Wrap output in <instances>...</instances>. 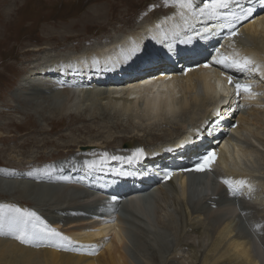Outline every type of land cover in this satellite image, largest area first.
I'll list each match as a JSON object with an SVG mask.
<instances>
[{
  "label": "bare ground",
  "instance_id": "1",
  "mask_svg": "<svg viewBox=\"0 0 264 264\" xmlns=\"http://www.w3.org/2000/svg\"><path fill=\"white\" fill-rule=\"evenodd\" d=\"M39 1L35 0V3L38 4ZM59 1L70 3L73 0ZM88 1L89 4L92 2L90 6L75 5L71 9H62L53 17H51L52 13H46L47 25L44 22L45 24L40 26L42 36L37 38L31 35L24 40L27 46L28 42L33 41L35 44L32 47L26 46V50L21 55L29 56L27 61H31L30 58L34 56L37 62L29 64L31 68L30 66L28 68L30 72L28 77L18 78L20 88H16L18 91L16 90L14 97L24 98L20 99L22 101L28 100L30 110L25 112L20 109L19 111L25 116L23 119L29 125L24 132L25 138L16 141V132L22 131L19 125L21 123L17 124L13 141L18 147L24 148L32 143L34 140L30 134L33 133L43 135L42 139L40 138L42 146L52 142L49 138L51 134L56 133L58 137L65 136L63 132L58 133V126L68 127L69 131L79 134L91 132L92 128L88 122L98 118L91 107L101 98L111 100L106 105L111 112L121 115L131 114L137 118L140 116V120L142 117L147 123L161 120H166L165 123L173 122L182 115H188L189 119H193L192 116L198 111L197 118L200 121H195L194 126L200 127L207 122L211 124L209 131L213 126L212 129L222 126L223 123L219 122L220 117H230L232 110L229 108L234 110L240 108L237 103L236 107L233 106L236 91H232V88L235 89V86L229 84L226 77L231 75L234 81L248 82L252 85H257L259 81L248 80L251 73H239L235 69H225L221 65H217L216 68L218 75L204 67V64H200L198 69H191L190 66L203 63L207 58H210L207 64L211 63L217 48L225 55L239 54V57H250L260 67V72L256 74L264 78V64L257 62L260 55L264 57V0H240L244 8L253 9L250 15L241 19L201 16L198 11L181 9L173 2L174 6L171 8L174 9L163 12L159 11L161 8L154 10L148 21L142 22L135 31L131 29L130 33L126 31L127 34L118 32L122 33V29L134 25L137 16L133 18L129 16L134 15L139 7V0ZM5 2L7 7L3 9L6 11L0 12V44L2 45L4 40L8 41V37H12L20 21L21 13L17 12L19 3L25 9L31 0H6ZM193 4L197 8L203 6L201 0H193ZM226 11H235L237 15H240L239 7L233 6ZM225 25L228 26L225 27ZM112 29H116V32L112 33ZM233 29L238 32V35L234 37L227 34ZM90 33L93 34L91 37H89ZM96 35L97 37H93ZM109 40L111 42L106 45V41ZM160 44L163 46H158ZM71 49L73 51L67 54H53L55 51ZM151 58L156 59L154 61ZM168 58L173 59L171 64L167 61ZM148 60H153L151 63L153 62L154 65L149 64ZM95 71L98 72L93 73ZM116 76L119 77L116 78ZM120 77L124 79H119ZM124 82H128L129 86L125 89L124 96L118 97L119 99L112 95L115 92L112 88L104 92L96 89L106 87V84L107 86H118L121 83L123 85ZM90 85L96 88L89 89ZM85 86L86 88H83ZM221 88L223 92H220ZM259 89H261L260 86L256 88V90ZM177 90L181 91L182 95L178 96ZM254 102L255 105L242 100L241 107L253 118L248 116V119H245L242 115L237 116L236 128L224 138H220L219 134L211 131V135H208L202 127L201 130H203L189 142L188 138L192 135V131L189 132L190 134L178 132V138L189 143L181 144L182 141H180L176 144L178 151L172 150L173 153L166 157L168 161L164 163L152 162L151 158L148 162L143 158L144 153L139 157L134 155L137 149L145 148L143 152L150 151L152 149H148L150 143L140 147L137 145V139L129 137L127 146L120 149L116 146H119L123 139L114 137L105 140V148L111 150L113 154H119V158L111 159L110 162L104 161L108 160L105 159L106 157L112 158L111 154L104 155L100 160L94 159V157L99 158L97 154H102L98 143L92 146L94 143L85 145L84 142L78 141L75 144L59 145L52 156L56 159H52L50 165L39 167L32 165L30 168L23 169L24 171L0 168V205L31 209L50 227L69 238L67 241L59 238H44L32 244H23L11 235L0 233V260H13V264H35V262L37 264L39 260L41 264H135L123 253V246L129 243L125 238L124 228H132L131 230L135 231L132 233L136 236L140 232V224L143 225L144 222L140 220V210L138 211L137 204H133L134 201L126 204V200H119V198L130 192L141 193L148 190L153 183L162 180L161 194H164L165 203L177 216L178 229L176 227L175 245L186 249L187 258L190 259L191 264H264V208L257 212L254 206L247 205L250 201L246 204V199L243 200V207H248L250 210L247 212L250 215L251 224L256 233L260 232L262 243L253 238L255 235H252L251 231L240 232L239 227L236 230L232 216L225 218L227 214H217L215 221L212 220L213 224H208L206 221L211 217L203 215L207 208L202 207L196 193L191 196L187 193V184L182 174L191 165L193 167L191 166L192 168L190 167L187 171L189 174L199 172L192 170L195 166L190 165L191 160L199 156L204 149L208 148L204 152L207 153L210 150L209 147H212L218 158L211 167L219 178L233 181L244 180L246 183L239 190L247 194V188L251 186L255 193L264 195V164H262L264 149L261 150L253 139L259 140V136L264 138V134H258L253 128L255 126L264 128V105L261 99H256ZM84 104L89 105L83 108ZM72 107L74 110L68 112ZM36 118H40L48 128L38 124ZM210 118L214 121H210ZM231 133H233V140L230 137ZM209 138H213L215 144L213 141L209 144ZM239 138L245 141L242 140L240 143ZM8 140L0 138L2 143ZM179 146L180 149H178ZM123 154L124 159L121 160ZM181 157L185 160H180ZM117 160L126 163L130 161L134 164L144 161L145 169L141 172L135 171L136 176L133 180L122 177L124 174H131L128 170H124L118 176L119 179L115 178L117 182L114 185L111 183L108 185L113 175L112 171L119 173L123 168L120 167L121 163L114 164ZM52 161L57 162L52 163ZM123 166L128 168L126 164ZM180 167H186L182 173L179 171ZM112 168L115 169L112 170ZM169 172L172 175L165 179ZM224 173L230 174L231 177H227ZM70 175L73 176L71 179L76 180L80 185L68 186L67 183H63L68 181L65 177ZM107 178L109 180L104 181ZM97 181L107 184L106 188L110 187L112 190L109 191L111 195H107L101 201L90 198L95 192L93 182ZM118 182L126 183L129 188L120 186ZM216 193L219 199L230 200L229 202L233 205L237 202L236 196L233 197L225 189L218 190ZM146 195L147 191L142 196L145 198ZM9 197L15 198L16 203H13ZM113 197L116 199L113 200ZM195 200L199 201L193 203ZM3 212L6 217L13 215L9 209H3ZM261 212L262 214L258 216ZM125 224L128 226L126 227ZM167 256L164 258L161 256L159 260L163 259V263L166 264L174 261V257V259H171L172 257L168 259Z\"/></svg>",
  "mask_w": 264,
  "mask_h": 264
},
{
  "label": "rangeland",
  "instance_id": "2",
  "mask_svg": "<svg viewBox=\"0 0 264 264\" xmlns=\"http://www.w3.org/2000/svg\"><path fill=\"white\" fill-rule=\"evenodd\" d=\"M5 1L6 0H0V2H1L0 3V12L1 13L6 11L5 9L7 7V5H6L7 2H5ZM87 1L88 0H77V1L73 0L70 3L67 2L68 3L67 4L66 2L61 3V1H59V0H56V1H54V0H40L38 2V4H36L35 0H31V3H29L27 8H25V9L22 8V4L19 3V6L17 7L19 10L17 12H19V14L21 13L20 14V21L18 23L16 21L17 27L13 31L12 37L9 36L8 41L4 40L2 42L3 45L0 44V138L10 140V141L8 140L6 143L0 142V157H1L0 158V168L4 167L7 169H11V170L21 169L22 171H24L23 169L30 168V166H32V165H34V166L36 165L37 167L42 166V165L46 166V164H49L52 159L53 160L56 159V158H53L52 156L56 153L55 149L58 148L59 145L75 144L78 141L84 142L85 145H87V144L90 145V143L91 144L94 143V145H92V146H95V143H98L101 146V147H99V150L102 151V154H97L96 156H99V158L94 157V159L100 160V159H102V157L104 155L107 156V155L111 154L110 156H112V158L106 157L105 159H108V160L104 161V162H107V161L110 162L111 159H114L113 157L119 158V154H113L111 150L106 149L105 148V140L109 139V138H114V137H118V138L123 139V141H121L118 144L119 146H116V148H120V149H123L125 146H127L126 144L128 142L129 137H133V138L137 139L136 140L137 145H139L140 147H142V146L145 147L147 145L145 143H150L148 149H151V148L152 149L150 151L143 152L144 153L143 158L147 159V161L151 158L152 160L151 159L150 160L152 162L160 161L161 163H164V162L168 161V159L166 157H168L170 153H173V151L174 152L178 151L175 146L180 141H182L181 138L180 139L178 138V134H177L178 132L183 131L184 133L190 134L189 132L192 131L194 133V135H193V133H192L193 136L190 135V138H188L189 142H190V140H192L195 136H197L203 130V129L201 130L202 127L205 129V133H207L208 135H211V132H216L215 134H219L220 138H224L225 136L229 135V132L232 129L236 128L237 123H238L237 116L242 115L245 119H248V116H250L251 119L253 118L251 115H248L246 113L245 109H243L241 107L242 100H245L248 104H254L255 105L254 100L261 99V101H262L261 103H263V105H264V78L260 75H257L256 72L255 73L252 72L251 75L248 77V80L251 79V80L259 81L257 83V85L253 83L254 84L253 85V93L255 95H253L251 97L248 96L247 94H243L244 96L242 94H240L239 96L236 95L235 98H233V103H234L233 106L236 107V103H237L238 107H240V108H238V110H234V108H229L232 110L231 111L232 114L231 115L229 114L230 117L227 116V117L222 118V116L221 117L219 116L220 117L219 122L223 123V125L218 126L215 129H212L214 126L211 127V129H210L211 132L209 131V125H211L210 123L204 122L203 124L200 125V127L198 125L199 130H198L197 126H194L195 121H197V120L200 121V119L197 118V116L199 115L197 113L198 111L194 114V116H192L193 119H189L188 115H182L181 118H179L173 122L165 123V122H167L166 120H161V121H155L153 123H150V122L147 123V121L143 120L142 117L140 120V116L137 118L136 116L133 117L131 114L121 115V114L114 112V111L111 112V110H109V108L106 106L108 104V101H111V100L109 98H101V99H98L94 104H92V107H91L92 112H93V110H95L94 112L96 114V117H98L94 121L88 122V125L92 128L91 132H89V133L83 132V133L79 134L77 132L69 131L68 127L58 126L57 127L58 133L63 132V134L65 136L58 137L56 135V133L51 134V135H49V138L52 142L49 144L42 146L43 144H40V142H41L43 135L39 134V133H33V134H30V137L32 138V140H34V141H32V143H30L28 146H26L24 148L16 146V143L13 141V138L15 136L14 134L16 131V126H18L17 124L21 123L19 125H21L20 127H21L22 131L20 133L16 132L17 133L16 141H21L22 139L25 138L24 132L26 131V128L29 125L23 119V117H25V116L23 114L19 113V111H20V109L25 111V112L30 111L28 100L25 99L26 101H22L20 99H24V98L18 99V97H14L15 94L17 93L16 90L20 88V85L18 86V83H19L18 81H20V79H18V78H20V76L28 77V75L30 73V72H28V68L31 65V62L33 64H35L37 62L35 60L36 58L34 56L32 58H30L31 61H27V59H29V56L24 57V55H21L23 53V51L26 50L27 47H30V46L32 47V45L35 44V42L32 41V42H28L29 44L27 46L26 42L24 40L31 35L37 36V38L39 36H42L40 26L44 25L45 23L47 25L48 19L46 18V15H47L46 13H52L51 17H53L54 14L61 12L62 9H64V10L71 9L75 5L82 6V7L90 6V4L92 2H90V4H89V1L88 2ZM2 2H3V4H2ZM96 2H97V0H96ZM138 2H139L138 3L139 7L136 9L134 15L129 16L131 18L137 16L135 18L134 25L133 26L130 25L131 27L127 26L125 29H122V31H121L122 33L118 32L119 34H125V33L127 34V32L130 33L131 31L137 30V26H139L144 21L145 22L148 21L147 19L150 18V15L153 13L154 10L156 11L157 9L161 8V10H159V11L163 12L164 10L166 11V10L174 9V8H171L172 6H174V4H173V1L171 2L170 0H168L167 4H165L164 0H141V1L139 0ZM201 4H202V0H201ZM3 8H5V9H3ZM39 15H42V16H39ZM38 17H41V18L39 19ZM116 28H119V27H116ZM130 29H131V31H130ZM115 32H116V29H114L112 33H115ZM34 33H36V35H34ZM92 33H94V32H92ZM15 35H17V36H15ZM92 35L93 34L90 33L89 37H91ZM93 37H97V35L93 36ZM5 39H6V37H5ZM109 42H111V41L110 40L106 41L105 44L108 45ZM158 46H163V45L160 44ZM69 51H73V49H71V50H59V51H55L53 54H60V55L65 54V53L67 54ZM178 57H180V55ZM175 58H177L176 55H175ZM151 59H154V61H155L156 58H151ZM172 60L173 59H169V58L167 59V61H169V62H171ZM209 60H210V58L209 59L207 58L205 62L207 63ZM151 61H153V60H150V61L148 60L149 64L153 63V62L151 63ZM148 62L146 61V64H148ZM257 62H259L260 64H264V57L260 55ZM200 64H202V63L194 64L190 67H191V69H198ZM152 65H154V64H152ZM209 65L210 66L206 67V68L218 75L217 69H216L217 64H215L213 62H211V63L209 62ZM151 66H149V67L151 68ZM30 68H31V66H30ZM117 69H119V68L117 67ZM97 72L98 71H95L93 73H97ZM99 72H101V71H99ZM117 77H119V76H116V78ZM125 77H126V75H125ZM86 78H87V76H86ZM119 79H124V78L120 77ZM250 84H252V83H250ZM127 86H129V83L124 82L123 85L121 83L118 86H116V85L115 86L114 85L107 86V84H106V87H103V88L102 87L96 88V86L93 87V85H90L89 89L90 88L91 89L96 88L97 91H98V89L99 90L101 89L100 91L104 92V91H108V89L112 88V89H114L112 91H115L114 93H112V95H114V96H116V98H118V97L124 96V93L126 92L125 89L127 88ZM258 86H260L261 89L256 90V88ZM59 87H61V86H59ZM83 88H86V86ZM223 91L224 90L221 88L220 92H223ZM232 91H236V90L234 88H232ZM177 92L179 93V94H177L178 96L182 95L181 91L177 90ZM13 97H14V99H13ZM105 100H107V101H105ZM120 100H122V98ZM103 102H105V103H103ZM261 103H259V105ZM88 105L89 104H84L83 108H85ZM94 105H96V106H94ZM105 106H106V108H105ZM24 108H25V110H24ZM72 108L69 109L68 112L73 111L74 108L73 109ZM68 112H67V114H68ZM13 113H15V114H13ZM13 118H15V119H13ZM16 119L19 121H17ZM38 119H40V118H36V122L38 124H40L43 127L48 128L47 126H45L43 124L41 119L40 120H38ZM191 120H193V121H191ZM209 120L214 121V120H212V118H210ZM78 125H80V124H78ZM253 128H255V130H257L258 134L259 133H260V135L264 134V128L259 127V126H255ZM217 131H218V133H217ZM157 136H158V138H155ZM35 137H36V140H35ZM230 137L233 140V133H231ZM38 138L39 139L41 138V139L39 140ZM239 139H240V141H239L240 143H242V140L245 141V139H243V138L242 139L239 138ZM253 139L261 147V150H263L264 149V138L262 136H259L258 137L259 140H257L256 138H253ZM209 140L210 141L208 143L210 144V143H212V141L214 139L209 138ZM261 140H263V141H261ZM188 141L187 142L182 141L181 144L189 143ZM102 142H103V144H102ZM13 143H15V144H13ZM213 144H215V142ZM180 146L178 147V149H180ZM209 148L211 149L212 147H209ZM207 149H204L202 152H205ZM74 150H76V149H74ZM142 150H146V149L142 148ZM202 152H201V154H199V156L194 158V159H196V161L193 162V160H194L193 159V160H191L190 163L194 164L195 162H197V160H199L198 157H200L203 154ZM183 153H185V152H183ZM40 156H42V158ZM46 159H47V161H45ZM122 159H124V154H123L121 160ZM182 159L185 160V158L181 157L180 160H182ZM20 161H21V164L19 165ZM54 162H57V161H52V163H54ZM143 162L144 161L136 162V164H139V165H136L134 163H130V161L128 163H126V162H120L119 160H117L116 162H114V164L115 163H121L120 167L121 168L123 167V168L120 169L121 172H119V173L118 172L115 173L114 171H112L113 175H112V177H110V182L108 183V185L110 183L114 185V183L117 182V179H119L118 176H120L124 170L125 171L128 170L131 174H124V175H122V177H124V179L133 180L134 176H136L135 171L141 172L142 170L145 169ZM262 162L263 161H261V163ZM123 164L128 165V168H124ZM262 164H264V162ZM191 166H189V167H191ZM184 168H186V167H180L179 168L180 173H182V170ZM114 169L115 168H112V170H114ZM189 169H186V171H183L185 174L182 173L183 176L185 177L184 180L186 181V184H187L186 191L188 194H190V196L193 193H196L198 195L200 201H201L200 203L203 205L202 207L207 208V211H205L203 215L207 216L208 218L209 217H211V218H209V220H207L206 222L208 224H211V223L213 224V222L215 221V219L217 217V214L218 215L227 214L225 216V218H228V216H232V218L234 220V224H236V230H238L237 229L238 227L240 228L238 230L240 232H243L245 230V233H246L247 230H249L252 232V235H255V237H256L255 238L253 236V238L255 240H257V242L259 241L260 243H262L263 239H262V237H260V235H261L260 232H259L260 235L258 233H256L257 231L254 229L253 225L251 224L250 215L247 212V211L250 212V210L248 209V207L247 208L243 207V204H244L243 200L249 199L248 201L245 200V203L246 202L248 203L250 201V204L249 203L248 204L246 203V204L250 205V206H254L256 211L259 212L262 208H264V202H263L264 201V195H262L263 196L262 197V196H260L261 195L260 193L259 194L255 193L253 188L250 186V187H248V188H250V190L247 188V192L249 193L248 196H247L248 193L246 194L244 191H241V190H238L237 195L232 194V196L233 197L236 196V199H237L236 204L233 205L229 202L230 200L224 201L222 199H219L220 197L218 195H216L217 194L216 192L218 190L224 189V187L221 183V180H223V179L219 178V175L215 171L212 170V167L209 169L210 171L205 170V171H199L197 173L192 172L191 173L192 175L187 172ZM16 173H18V172H16ZM187 174L190 175L191 177L190 176L187 177L188 176ZM259 174L263 175V173H259ZM71 175L66 176L65 178L68 179V181L66 180L63 183H65V184L67 183L68 186L80 185V184H78V182L76 180H72L73 176H71ZM224 175H226L227 177H231V175L227 174V173H224ZM206 176H207V178H206ZM71 177H72V179H71ZM199 177L201 178L200 179L201 181L199 180ZM115 178H117V179H115ZM106 180H109V179L107 178L104 181H106ZM160 182L157 181V183H153L148 190H145V191H142L141 193H139L141 195H144V192L147 191V195L145 198L142 196L143 199L138 200L139 203L138 202L133 203V204H137L138 211L140 210V214H141L140 220L143 221L144 223H143V225H141L142 223L140 224V227H141L140 232L136 236L132 233L135 231L131 230L132 228L130 229V227H127L128 225L125 224V226L127 228L126 229L124 228V234H125V238H127L126 239L127 243L128 242L129 243L126 244L125 246H123V253H124V255H126L128 260H131L135 264H137V263L138 264L139 263L140 264H166V263H163V259L159 260V258L161 256H163V258H164L167 255H168L167 256L168 259H170L171 257H172L171 259L175 258L174 261H172L170 264H191L190 259L187 258L186 249L185 248H179L178 245L177 246L175 245V241H176V237H177V229H178L177 216H175V213L165 203L166 200H165V198H163L164 194L163 195L161 194L162 183H160ZM202 182H204V183H202ZM88 183L89 184L91 183L90 185H92V186L94 185L93 183H95V192L92 196H90L91 199H95V200L100 199V201H101L102 199L107 197V195H111V192H109V191H112V190L110 187L106 188L108 186L107 184L99 182V181L93 182V183L88 182ZM85 184H87V183H85ZM118 184H120V186L126 187L127 189L129 188L126 183L118 182ZM105 185H107V186H105ZM200 185H201V187H200ZM190 186H191V188H190ZM157 187H158V189H157ZM195 187L197 189L196 191H195ZM189 189H190V191H189ZM213 189L215 191L217 189V191L214 192ZM103 190H105V191H103ZM96 191H98V192H96ZM251 192L253 193L252 195H251ZM139 194H137L136 192H130V194L128 193L125 195H132V196L128 197L129 200H137V199H139V197L137 196ZM254 195H256L257 198H256V196L254 197ZM204 196H206V197H204ZM237 196L239 197V199ZM251 196H253V197H251ZM136 197H138V198H136ZM214 197L215 198L217 197V198L214 199ZM259 198H261V200ZM9 199H12L13 201L12 200L11 201L13 203H16L15 198L9 197ZM120 199H121V197L119 198V200ZM254 199H256L257 201L256 200L254 201ZM232 200L233 199H231V201ZM198 201L199 200H195V202L193 201V203H196ZM17 202L20 203L19 201H17ZM84 202H83V204L86 203V202L85 203ZM134 202H136V201H134ZM191 203H192V201H191ZM227 203H228V205H227ZM90 204H92V203H90ZM85 205L89 207V205H87V204H85ZM28 206H30V204ZM241 208L242 209L244 208V209L242 210ZM245 209H247V210H245ZM28 210H31V209H28ZM167 211H170L171 214H170V212H167ZM261 214H262V212L259 213L258 216H260ZM213 217H214V219H212ZM142 219H144V220H142ZM212 220H213V222H212ZM145 227H147V228H145ZM176 227H177V229H176ZM169 229H170V231H169ZM127 230L131 234L128 233ZM142 230H144L145 232L144 231L142 232ZM149 230H150V233H149ZM138 238H139V241H138ZM159 242H161V243H159ZM0 264H13V260L2 259V260H0ZM35 264H36V262H35ZM37 264H41V261L39 260V262Z\"/></svg>",
  "mask_w": 264,
  "mask_h": 264
},
{
  "label": "snow or ice",
  "instance_id": "3",
  "mask_svg": "<svg viewBox=\"0 0 264 264\" xmlns=\"http://www.w3.org/2000/svg\"><path fill=\"white\" fill-rule=\"evenodd\" d=\"M164 2L167 4L168 0H164ZM173 2L181 9L195 10L198 11L201 16L208 17H224L226 19L228 17H233L235 19H241L247 17L253 11L252 8H244L240 4V0H202L203 6L198 8L194 6L193 0H173ZM233 6L240 8V15H237L235 11H226ZM227 26L228 25H225V27ZM230 35L234 37L238 35V32L233 29ZM212 62L217 65H222L225 69H235L239 73L260 72L259 65L250 57H239V54L232 56L225 55L220 52L219 48L215 50V55L212 56ZM209 66L210 65L207 63L204 64V67ZM226 78L229 84H234L237 96L241 93L247 94L250 97L255 95L253 93L252 84L234 81L231 75ZM134 155L136 157L143 155V150L137 149ZM113 158L116 159L117 157ZM217 158V153L214 150L208 151L200 158V162H198L192 170H209ZM129 159H131V157ZM171 175L172 173L169 172L165 179L169 178ZM223 183L227 185L229 191L235 195L239 189L243 188L246 181L224 179ZM115 199L116 198L113 197V200ZM3 209H9L13 215L6 217ZM0 233L11 235L23 244H32L44 238H59L62 241L69 240L68 237L64 236L57 229L50 227L36 212L11 205H0Z\"/></svg>",
  "mask_w": 264,
  "mask_h": 264
}]
</instances>
